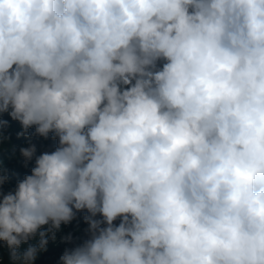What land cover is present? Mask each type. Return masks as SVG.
<instances>
[{"label": "clouds", "instance_id": "1", "mask_svg": "<svg viewBox=\"0 0 264 264\" xmlns=\"http://www.w3.org/2000/svg\"><path fill=\"white\" fill-rule=\"evenodd\" d=\"M4 114L10 264H264V0H0Z\"/></svg>", "mask_w": 264, "mask_h": 264}, {"label": "trees", "instance_id": "2", "mask_svg": "<svg viewBox=\"0 0 264 264\" xmlns=\"http://www.w3.org/2000/svg\"><path fill=\"white\" fill-rule=\"evenodd\" d=\"M3 119L9 120L10 126L4 130V134L10 139L3 143L0 147V169H3L11 177L10 182L3 186V191L7 192L14 189L16 182L23 179L27 174H30L31 168L34 166V160L29 163L28 167H24V158L20 155V148L28 146V140L25 138H17V133L21 130L19 122L12 121L7 114H4ZM34 131L33 129L29 130ZM32 143L37 147V155L45 151H52L57 146V141L43 139L40 137H33ZM84 213H78V218L73 221L72 226L64 231L61 236L71 234L73 239L71 242H49L48 250L41 253L35 264H59V257L66 248H72L77 244L83 242L87 238L86 229L88 225L83 221ZM0 257H2L4 264H10L8 259V250L0 244Z\"/></svg>", "mask_w": 264, "mask_h": 264}, {"label": "built area", "instance_id": "3", "mask_svg": "<svg viewBox=\"0 0 264 264\" xmlns=\"http://www.w3.org/2000/svg\"><path fill=\"white\" fill-rule=\"evenodd\" d=\"M73 221L68 225H62L61 231L57 233V240L56 243L61 242V235L64 233V231L68 230L72 226Z\"/></svg>", "mask_w": 264, "mask_h": 264}]
</instances>
